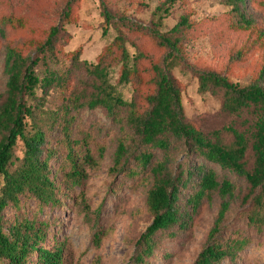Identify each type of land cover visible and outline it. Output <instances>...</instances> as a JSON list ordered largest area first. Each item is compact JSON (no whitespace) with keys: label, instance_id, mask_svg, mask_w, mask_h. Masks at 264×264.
Listing matches in <instances>:
<instances>
[{"label":"trees","instance_id":"1","mask_svg":"<svg viewBox=\"0 0 264 264\" xmlns=\"http://www.w3.org/2000/svg\"><path fill=\"white\" fill-rule=\"evenodd\" d=\"M80 1L66 0L60 22L40 33L26 16L16 15L8 1L3 4L0 0V49H4L6 87L0 94V264H65L63 244L43 246L46 222L24 219L5 229L3 211L11 204L17 206L24 194L38 199L41 205L57 201V174L51 177L50 166L54 150L48 146V135L55 130L65 136L68 181L75 186L82 183L88 149L82 150L84 145L72 140L70 132L83 109H101L129 129L130 141L138 152L121 140L114 155L115 168L132 157L141 169L150 170L146 203L153 220L139 238L142 244L135 264H144L152 255L157 234L173 226L185 228L203 198L211 193L219 195L221 204L194 264H222L235 259L247 244L245 238L224 240L221 234L232 203L239 200L237 188L227 176L220 179L209 165L245 181L242 203L251 204L248 223L263 232L264 63L246 84L234 83L226 74L209 68H191L200 89L221 91V108L240 119L238 127L234 123L207 133L187 119L182 89L173 76L174 70L185 68L183 34L193 25L190 16L183 15L168 30L160 28L162 17L178 0L162 1L155 9L158 20L151 24L113 14L104 6V34L113 28L116 36L95 63L81 60V47L72 52L62 50L69 36L65 24L75 20ZM221 1L228 7L230 27L248 37L247 47L236 52L237 59L243 60L252 49L264 47V28L248 11L254 7L264 12V0ZM125 31L148 39L159 54L152 58L139 46L131 52ZM113 66L118 67L114 80ZM84 74L90 81L83 78ZM126 87L146 92L142 102L128 100L123 92ZM181 146L194 154L198 164L181 167L175 174L172 154ZM19 148L21 157L17 155ZM100 150L103 156L104 148ZM155 151H160L162 158L153 164ZM16 161L19 164L12 169ZM193 180L194 192L187 200L191 212L183 214L178 202Z\"/></svg>","mask_w":264,"mask_h":264},{"label":"rangeland","instance_id":"2","mask_svg":"<svg viewBox=\"0 0 264 264\" xmlns=\"http://www.w3.org/2000/svg\"><path fill=\"white\" fill-rule=\"evenodd\" d=\"M7 1L16 15L26 16L41 33L60 22L66 0H3V4ZM162 1L81 0L75 10V20L65 24L69 36L63 42L62 50L72 52L81 47V60L95 63L116 36L113 28L104 34V6L113 14H125L141 23L151 24L158 20L155 9ZM248 11L264 28V12L254 7H249ZM183 15L190 16L193 25L183 34L185 68H177L173 76L182 89L187 119L207 133L234 123L240 126L239 117L221 108L223 93L219 90L202 91L191 68H209L226 74L234 83L246 84L264 63V47L252 49L244 55L243 60L237 59L236 52L247 47L248 37L244 32L230 27L228 7L221 0H178L162 17L160 28H172ZM125 32L131 52L135 51V46H139L152 58L159 54L148 39ZM3 62L4 49L1 48L0 94L6 88ZM117 69L116 66L112 67L113 80L118 76ZM83 78L90 81L85 74ZM123 92L128 100L134 99L140 103L146 93L137 92L133 87H126ZM70 135L72 140L84 145L82 150L88 149L89 161L82 168V183L75 186L68 181L70 164L66 159L68 150L65 136L55 130L48 135V146L54 150L50 166L51 177L57 174V201L41 205L38 199L29 194L22 195L17 206L11 204L3 211L5 229L15 221L35 218L37 224L47 223L43 246L53 248L57 243L64 245L65 264H135L134 257L142 244L138 243L139 238L153 220L146 203L151 182L150 170L141 169L132 157L125 165L115 168L114 155L121 140L128 142L135 153L138 148L130 141L129 129L112 120L101 109H83L77 113ZM101 148H104L103 156L100 155ZM153 153L154 164L162 158V153ZM17 155L21 157V148ZM172 160L171 168L175 174L181 167L198 164L194 154L184 146L173 152ZM18 164L16 161L12 169ZM209 167L216 169L220 179L227 176L233 181L239 197L232 203L226 216L222 239L239 236L247 242L235 259L222 264H264V231L260 232L248 223L247 211L251 204L242 203L246 193L245 181L218 166ZM194 184L195 180L180 196L178 206L183 214L187 210L191 212L187 200L194 192ZM220 204L217 193L206 195L185 228L173 226L156 235V247L144 264H194L214 225Z\"/></svg>","mask_w":264,"mask_h":264}]
</instances>
